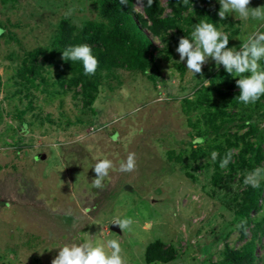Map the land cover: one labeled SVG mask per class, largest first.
<instances>
[{
	"label": "rangeland",
	"instance_id": "obj_1",
	"mask_svg": "<svg viewBox=\"0 0 264 264\" xmlns=\"http://www.w3.org/2000/svg\"><path fill=\"white\" fill-rule=\"evenodd\" d=\"M195 1L201 0L188 4ZM159 2L161 17L174 14L169 0ZM133 5L147 18L144 5ZM207 5L221 7L218 0ZM259 6L264 0L249 5ZM200 20L206 18L194 4L176 26L161 29L164 40L145 30L158 48L155 61L146 55V72L99 71L95 101L86 105L82 83L73 79L83 75H73L56 41L64 22L75 29L67 47L82 40L87 22L107 25L95 0H0V264H51L65 243L107 239L120 242L126 264H148L147 248L157 241L173 248L175 259L152 264H220L227 249L242 250L255 239V264H264V188L244 228L237 204L253 170L234 167L244 148L240 138L252 139L257 128L263 155L257 167L264 168V97L260 106L234 107L228 85L238 78L222 65L209 58L202 75H194L186 61L178 63L174 35L190 37ZM261 23L230 13L217 28L228 35V47L239 49L240 38ZM38 49L41 76L31 83L33 75L19 73ZM196 137L204 143L194 146ZM229 150L231 161L220 168ZM129 152L136 169L119 172ZM105 157L114 168L97 189L92 166ZM116 216L131 217V230L113 231Z\"/></svg>",
	"mask_w": 264,
	"mask_h": 264
},
{
	"label": "trees",
	"instance_id": "obj_2",
	"mask_svg": "<svg viewBox=\"0 0 264 264\" xmlns=\"http://www.w3.org/2000/svg\"><path fill=\"white\" fill-rule=\"evenodd\" d=\"M95 2L98 6L100 15L107 20V25L95 21L87 22L82 30V40L73 43L74 45L86 43L91 46L92 54L98 60L96 71L91 75L92 80L88 75L84 74L81 61L73 62L66 60L67 67L73 72V75L79 74L80 72L83 75L81 77H85V80L78 76H74L75 78L73 79L82 83V95L85 104L87 102L86 105H90L95 101L94 92L97 91L99 85V71L125 66L127 68L139 69L142 72H146L148 66L146 55L150 54L151 61H155V53L158 51V48L155 46L151 37L146 34L145 30H150L152 34L162 37V40H164L165 37H163L161 29L176 26L178 21L182 18V13L194 4H196L197 9L204 15L207 22L214 23L215 26L218 27L217 20L219 19L218 12L220 9L216 6H210V8L207 5L209 4V0L195 1L191 4L182 5L178 3V0H169L174 14L167 15L166 17H161L162 9L159 0H153L151 7H147V0H143L144 12L147 18L137 12L133 5L134 0H127V4L120 3V0H95ZM149 23H151V25ZM67 24V22H64L60 26L61 35L56 41V43L60 41V45H67L75 31L73 27ZM0 28H2L1 25ZM182 36H185V34L183 32H178L174 35V38L178 42L179 38ZM64 45L61 47L63 50L68 48ZM62 51L58 53L62 54ZM43 52L44 50L38 49L28 54L27 57L30 59L27 58L25 61L19 73L20 77L27 78L28 75H33L34 78L30 80V82L33 83L41 76L40 69L42 65H36L35 57L41 53L43 54ZM118 55L122 57L119 59ZM228 90L231 91L230 97H232V105L234 107H239L240 102L237 98L239 95L238 87L236 84H231L228 85ZM256 103L259 106L261 105L260 101ZM258 131L257 128L252 130V139L246 140L245 136L240 138V140L244 142V148L240 156H238L239 162L234 166L236 169L254 170L262 161L263 155L260 148L262 142L258 141L256 138V133H258ZM263 188L264 183L261 182L258 189L248 186L245 191H243L241 200L237 204L238 209L236 214L243 220L244 228L250 226V216L259 207ZM261 229L262 225L259 224L258 229L255 230V238L257 237V231ZM255 248L254 239V241L247 244L242 250L233 251L227 249L224 260L220 262V264H255ZM174 259V249L171 247L165 248L164 244L160 241L149 245L147 248L146 262L148 264L155 262L169 263Z\"/></svg>",
	"mask_w": 264,
	"mask_h": 264
},
{
	"label": "clouds",
	"instance_id": "obj_3",
	"mask_svg": "<svg viewBox=\"0 0 264 264\" xmlns=\"http://www.w3.org/2000/svg\"><path fill=\"white\" fill-rule=\"evenodd\" d=\"M188 4L189 0H182ZM221 5L218 15L224 20L230 13H234L240 19H249L262 22L259 27L240 38L239 49L228 47V35L219 30L214 23L200 20L195 23L189 36H182L178 40L175 51L179 54L178 63L186 61V69L196 75H202V68L211 58L219 69L223 66L225 71L236 79V86L239 89L238 100L244 105H254L264 96V68L260 61L264 60V6L256 8L249 7L251 0H218ZM120 3L127 4V0H120ZM153 0H147V7H151ZM137 5L143 6V0H137ZM69 10L66 15H70ZM4 29L0 28V35ZM62 58L73 62L81 61L85 75L94 74L98 66L97 58L92 54L89 44L82 43L70 46L62 51ZM235 74V75H233ZM207 81V80H206ZM2 98V97H0ZM251 123V121H246ZM27 133V125L22 129ZM116 137H113L115 140ZM193 145H202L204 137H196L192 141ZM219 153L213 151L211 159L217 160ZM232 152L229 150L220 160V168H226L230 163ZM136 154L129 152L126 160L119 163V172H133L136 169ZM96 178L92 180L94 188L102 189L104 180L109 176V172L114 168L113 161L108 158L98 159L92 166ZM264 168H255L245 175L243 183L250 185L254 189L260 187L261 179H264ZM111 224L117 225L123 232L131 230L133 219L131 217L116 216ZM58 254L51 260V264H126L122 256V247L117 239H107L104 242L92 243L85 241L82 243H65L58 247Z\"/></svg>",
	"mask_w": 264,
	"mask_h": 264
},
{
	"label": "water",
	"instance_id": "obj_4",
	"mask_svg": "<svg viewBox=\"0 0 264 264\" xmlns=\"http://www.w3.org/2000/svg\"><path fill=\"white\" fill-rule=\"evenodd\" d=\"M130 189H131V186H127L126 190H130ZM111 229L117 233H121V230L117 225L112 224Z\"/></svg>",
	"mask_w": 264,
	"mask_h": 264
}]
</instances>
